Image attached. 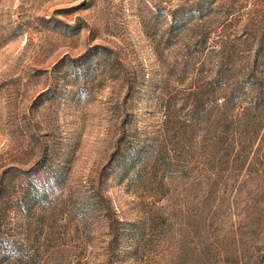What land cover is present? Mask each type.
Here are the masks:
<instances>
[{
    "label": "rangeland",
    "instance_id": "1",
    "mask_svg": "<svg viewBox=\"0 0 264 264\" xmlns=\"http://www.w3.org/2000/svg\"><path fill=\"white\" fill-rule=\"evenodd\" d=\"M0 264H264V0H0Z\"/></svg>",
    "mask_w": 264,
    "mask_h": 264
}]
</instances>
